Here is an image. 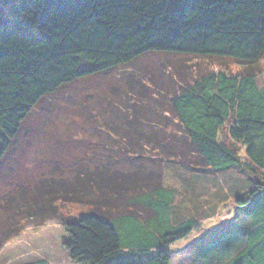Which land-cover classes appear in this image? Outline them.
I'll return each mask as SVG.
<instances>
[{
	"label": "trees",
	"instance_id": "obj_1",
	"mask_svg": "<svg viewBox=\"0 0 264 264\" xmlns=\"http://www.w3.org/2000/svg\"><path fill=\"white\" fill-rule=\"evenodd\" d=\"M149 54L231 61L241 70L186 78L179 60L180 68L167 67L179 77L170 79L173 90L160 89L162 115L142 117L138 109L127 117L129 128L111 121L107 135L129 141L125 156L136 168L114 175L115 163L98 162L93 180L80 173L81 185L48 203V215L56 200L92 208L62 221L71 263L171 264L169 248L205 218L189 210L203 190L219 202L230 193L235 233L226 247L203 250L196 264H264V0H0V160L42 99ZM137 78L145 88L153 84ZM161 116L181 128L167 137L171 145L160 138L167 127ZM157 157L170 172L172 163L188 172L185 187L162 177ZM228 171L240 177L221 191L217 177ZM216 209L210 205V216ZM11 232L1 233L0 248Z\"/></svg>",
	"mask_w": 264,
	"mask_h": 264
},
{
	"label": "rangeland",
	"instance_id": "obj_2",
	"mask_svg": "<svg viewBox=\"0 0 264 264\" xmlns=\"http://www.w3.org/2000/svg\"><path fill=\"white\" fill-rule=\"evenodd\" d=\"M182 58L149 54L131 65L63 86L38 103L0 160V236L3 232L12 231L8 242L5 241L0 248V264H73L66 249L68 236L61 225L62 221L86 216L92 212V208L86 203L69 204L64 200H56L53 209H49V216L48 203L55 194L63 196V193H72L77 180L81 185V174L92 179L95 176L92 171L98 162L115 163L117 170L115 168L112 171L114 175H125L136 168L133 156L130 159L125 156L131 154V150L126 151L129 141L116 142L107 133L110 134L111 121L114 119L129 128L127 117L135 115L138 109L142 117L150 114L154 116L162 110L160 89L171 88L170 79L179 80L173 70L167 69L169 64L180 68L178 61H184V67L181 68L186 71L183 73L186 78H193L198 72L204 71L238 73L241 70L231 61L223 64L220 61L191 59L188 62ZM137 76L153 84L146 82L150 86L145 88L141 82H137ZM125 108L129 109L128 113ZM123 114L128 116L121 117ZM156 116L155 119H158L159 116ZM161 118L166 123V118ZM143 130L147 136L148 128L144 126ZM162 132L160 138H166L165 143L167 137H178L181 128L177 123L170 122ZM114 155L116 160L112 161ZM158 158L153 163L162 165ZM143 166L146 171L149 170L146 167L148 164ZM167 167L162 165L158 171L167 182L181 190L185 187L184 179L189 178L188 172L177 169L174 163L171 164L172 172ZM237 176L235 171L219 174L216 188L229 191ZM208 188L209 191L215 190L210 184ZM200 193L197 198L193 197L189 210L195 212L197 218L206 213L205 218L198 220L196 232L169 248L171 264H196L203 250L206 254L211 253L215 245L226 247L227 236L235 233L229 230L236 207L230 193H223L226 198L220 199L221 202L213 198L216 193H204L203 190ZM102 203L98 202L100 206H103ZM210 205L217 208L214 216H210L211 212L208 211ZM228 230L230 233L223 236ZM212 257L216 258V255Z\"/></svg>",
	"mask_w": 264,
	"mask_h": 264
}]
</instances>
